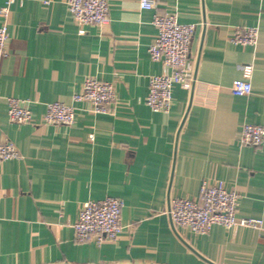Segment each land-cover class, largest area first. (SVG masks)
Instances as JSON below:
<instances>
[{
	"label": "crops",
	"instance_id": "1",
	"mask_svg": "<svg viewBox=\"0 0 264 264\" xmlns=\"http://www.w3.org/2000/svg\"><path fill=\"white\" fill-rule=\"evenodd\" d=\"M157 1L149 11L108 0V24L85 34L67 0H16L0 14L12 33L0 63V142L20 152L0 161V264H264V226L197 236L175 231L168 215L171 198L210 183L240 195L239 218L264 222V144L237 140L244 124L264 127V0ZM155 14L197 25L196 81L191 91L174 87L167 114L145 104L150 76L165 72L148 52ZM240 26L258 28L254 47L232 42ZM245 64L254 66L252 93L240 97L233 88ZM87 76L115 85L112 114L73 100ZM7 98L28 101L34 123L10 122ZM49 102L75 106V123L44 124ZM108 196L124 202L122 233L76 242L81 205Z\"/></svg>",
	"mask_w": 264,
	"mask_h": 264
},
{
	"label": "built area",
	"instance_id": "2",
	"mask_svg": "<svg viewBox=\"0 0 264 264\" xmlns=\"http://www.w3.org/2000/svg\"><path fill=\"white\" fill-rule=\"evenodd\" d=\"M16 0H7V6L0 10L3 17L9 15V6ZM141 10H156L157 0H137ZM67 9L79 34H85L90 27H103L109 22L108 0H67ZM153 25L157 38L148 46L153 62H161L165 72L149 78V91L145 104L155 113L167 114L173 103V89L180 86L191 91L196 81V64L191 54V44L196 33V24H182L175 14L154 15ZM256 27L235 28L232 42L242 47H254L258 42ZM12 33L7 21L0 23V63L10 54ZM242 78L234 82L236 96L252 93L251 79L254 66H241ZM117 99L115 85L87 76L78 92L73 96L76 103L87 106L93 115H108L114 111ZM8 117L17 125L34 123L30 103L19 98H7ZM78 109L61 102L46 104L43 123L55 126H72ZM94 140V135L90 136ZM238 144L259 148L264 144V127L244 124L238 135ZM20 158L17 146L10 142H0V161ZM240 195L222 185L204 183L195 197H173L169 202L168 215L175 231L185 230L197 236L208 235L216 225L226 229L247 227L263 229L261 219L239 218ZM123 200L108 196L102 200L84 202L73 225L78 243L115 242L122 233Z\"/></svg>",
	"mask_w": 264,
	"mask_h": 264
}]
</instances>
